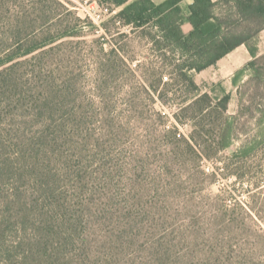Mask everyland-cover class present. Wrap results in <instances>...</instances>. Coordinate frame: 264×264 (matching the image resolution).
<instances>
[{"label": "trees", "instance_id": "obj_1", "mask_svg": "<svg viewBox=\"0 0 264 264\" xmlns=\"http://www.w3.org/2000/svg\"><path fill=\"white\" fill-rule=\"evenodd\" d=\"M96 1L112 13L109 21L141 32L159 51L182 88L190 138L161 130L165 153L141 173L135 163L143 152L134 142H119V151L108 145V110L102 107L97 128L92 104L76 102L77 72L58 76L75 58L64 53V40L79 35L78 20L66 22V4L0 0V264H264V214L230 213L223 202L221 215L179 224L168 195L178 184L170 174L175 160L207 157L209 137L219 151L228 149L243 111L251 117L256 111L264 139V0ZM241 45L251 60L237 70L234 86L247 71L250 77L238 89V113L228 114L230 92H202L195 74ZM165 77L160 73L149 91L169 92L158 89ZM253 147L235 153L244 156ZM155 175L153 186L147 177ZM154 188L165 199L151 197ZM259 205L264 211V200Z\"/></svg>", "mask_w": 264, "mask_h": 264}, {"label": "rangeland", "instance_id": "obj_2", "mask_svg": "<svg viewBox=\"0 0 264 264\" xmlns=\"http://www.w3.org/2000/svg\"><path fill=\"white\" fill-rule=\"evenodd\" d=\"M61 1L70 10L62 9L65 12L64 17H67L66 22L74 24L78 20L79 35L64 40L63 51L73 52L75 62H72V66L69 65L67 73L58 76L60 80L72 77L71 68L77 72L81 98L76 97V102H90L96 109V117L102 107L108 110L110 117L106 122L112 132L106 137L108 145L119 151L123 150L119 142L122 141L123 144L128 139L130 143L134 142L133 147L143 152V161L135 164H138L141 173H145L148 169L146 167L159 164L160 152H164L165 142L158 141L157 133L165 128L175 133L178 138H190L192 121L180 111L185 101L182 88L173 84L174 81L169 75L170 69L161 63L159 51L155 50L150 39L141 32L133 31L130 26L109 21L112 13L102 9L96 0ZM103 22L107 23L108 29L102 26ZM188 28L189 25L186 26V29ZM259 49L264 53V31L260 34ZM234 56L239 63L232 61L231 56L219 67L195 74L202 92L207 91L213 97H221L230 92L228 114L238 113V89L250 77V72L247 71L244 77L237 79L238 85L234 86L233 78L237 64L247 63L246 56H242L241 52ZM66 63L63 61L62 65ZM162 72L166 77L158 89L168 88L169 92H162L161 97L158 93L149 91V85L157 84ZM165 82L169 85L166 86ZM261 101L263 102V99L260 97L256 99V103ZM248 105L249 99L245 97L244 106ZM175 114H178L184 123L178 121ZM255 114L256 117H251L249 111L240 114L236 123L240 133L228 149L219 151L218 145H210L213 141L209 137V144L204 149L207 157L199 160L190 156L187 160H175L176 167L172 166L170 174L178 180V184L168 195L173 203V218L179 224L185 223L187 217L195 215L219 216L222 213L219 205L223 202L231 206L228 211L230 213L241 216L251 213L264 214L259 205L260 201L264 200V139L258 134L261 130L257 124L259 115L256 111ZM97 118L98 128L101 126V116ZM149 142L151 145L148 146ZM244 147H253V150L242 156L238 152ZM126 150L129 151L128 148ZM236 151L238 152L235 153ZM184 166H187V171L182 169ZM147 180H150L153 186L159 183L156 175L147 177ZM155 189L150 196L160 200L162 195Z\"/></svg>", "mask_w": 264, "mask_h": 264}, {"label": "crops", "instance_id": "obj_3", "mask_svg": "<svg viewBox=\"0 0 264 264\" xmlns=\"http://www.w3.org/2000/svg\"><path fill=\"white\" fill-rule=\"evenodd\" d=\"M264 31V30H263ZM262 31V32H263ZM239 52H241L242 53V56H246V60L245 61H247V63L251 60V55H250V53H249V51H248V49H247V47L245 46V45H241V46H239V47H237L235 50H233L232 52H230L229 54H227L225 57H223L222 59H220L218 62H217V64L216 65H213V66H210V67H208V68H206V69H204V70H202V71H200V72H203V71H208L209 69H211V68H216V67H219V65L222 63V62H224L225 61V59H227L228 57H230L231 58V56H232V58H231V60L232 61H234L235 63H239L240 61L239 60H237L236 58V56H234L235 54H237V53H239ZM240 59V58H239ZM246 63V64H247ZM245 64V65H246ZM243 63L242 64H237V66H236V72H237V70H239L240 68H242V67H244L245 66ZM235 72V73H236Z\"/></svg>", "mask_w": 264, "mask_h": 264}]
</instances>
